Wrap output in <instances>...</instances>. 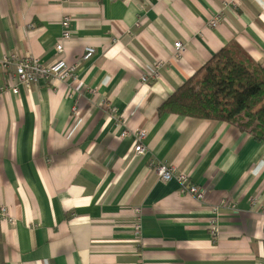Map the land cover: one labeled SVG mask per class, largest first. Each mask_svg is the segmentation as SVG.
<instances>
[{
    "label": "crops",
    "instance_id": "obj_1",
    "mask_svg": "<svg viewBox=\"0 0 264 264\" xmlns=\"http://www.w3.org/2000/svg\"><path fill=\"white\" fill-rule=\"evenodd\" d=\"M229 1L0 0V61L54 62L70 19L62 58L79 63L70 81L0 95V204L14 218L0 217V264H264V142L226 121L160 113L225 47L264 67V0H236L212 28ZM87 46L96 54L84 61ZM159 61L160 77L142 82ZM7 75L0 66V86ZM152 162L187 173L205 197ZM224 199L236 208L220 209L214 237L212 206Z\"/></svg>",
    "mask_w": 264,
    "mask_h": 264
},
{
    "label": "trees",
    "instance_id": "obj_2",
    "mask_svg": "<svg viewBox=\"0 0 264 264\" xmlns=\"http://www.w3.org/2000/svg\"><path fill=\"white\" fill-rule=\"evenodd\" d=\"M160 113L226 121L264 142V67L239 45L225 47L174 92Z\"/></svg>",
    "mask_w": 264,
    "mask_h": 264
},
{
    "label": "built area",
    "instance_id": "obj_3",
    "mask_svg": "<svg viewBox=\"0 0 264 264\" xmlns=\"http://www.w3.org/2000/svg\"><path fill=\"white\" fill-rule=\"evenodd\" d=\"M236 0H230L225 2L224 8L215 15L211 20L210 26L215 28L222 22L224 18V10L230 5H235ZM140 22L137 23V26ZM63 30L61 35V41L56 45V52L59 54L58 58L52 63H44L37 57H23L16 53L7 56L3 61H0V66L6 68L8 71V77L4 84L0 86V95L9 93L18 94L20 92L21 85L34 86L38 85L42 80L45 79H58L61 81H70L76 77V71L79 67V63L69 64L62 58L64 52V41L72 38V29L70 19H65L62 23ZM185 46L182 42L175 43V57H180ZM96 54V48L94 46H87L85 49V55L83 56L84 61L91 60ZM163 66V62L159 61L156 63L155 68L151 75L143 76L142 82H147L150 79H158L160 77L159 69ZM94 91V89L92 90ZM108 106V103L104 104ZM113 111L116 112L115 107H112ZM128 131H124L122 136H127ZM136 138L135 154L141 155L146 151L144 144L145 139L148 135V129L142 128L134 132ZM151 166L156 170L159 177L163 181L178 180L181 184V191L184 194L194 195L198 199L205 197V190L194 183L187 173L180 172L174 166H169L164 162H152ZM257 201L254 200V204ZM222 207H228L231 209L236 208V203L233 200L224 199L220 205L212 206V219L210 221V230L214 237H217L220 233L219 228V211ZM136 215L135 234L139 235L142 229L141 216L142 211L136 207L133 209ZM0 217L3 222L14 224V218L11 216L9 208L6 205L0 204Z\"/></svg>",
    "mask_w": 264,
    "mask_h": 264
}]
</instances>
